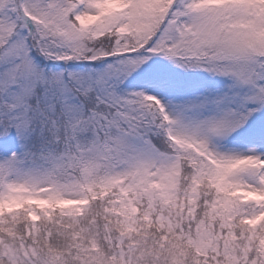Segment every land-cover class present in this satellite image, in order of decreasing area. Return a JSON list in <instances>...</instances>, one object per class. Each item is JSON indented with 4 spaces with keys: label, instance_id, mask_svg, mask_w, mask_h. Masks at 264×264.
Segmentation results:
<instances>
[{
    "label": "snow or ice",
    "instance_id": "6c2138e0",
    "mask_svg": "<svg viewBox=\"0 0 264 264\" xmlns=\"http://www.w3.org/2000/svg\"><path fill=\"white\" fill-rule=\"evenodd\" d=\"M0 264H264V0H0Z\"/></svg>",
    "mask_w": 264,
    "mask_h": 264
}]
</instances>
